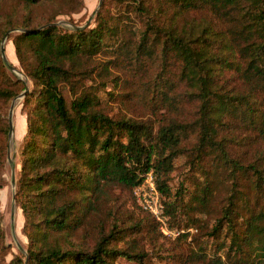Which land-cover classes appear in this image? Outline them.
<instances>
[{
    "label": "trees",
    "instance_id": "trees-1",
    "mask_svg": "<svg viewBox=\"0 0 264 264\" xmlns=\"http://www.w3.org/2000/svg\"><path fill=\"white\" fill-rule=\"evenodd\" d=\"M64 1L85 8L0 0V43L8 33L30 83L15 184L26 253L5 260L0 210V264H152L165 251L172 264H264V0H101L77 28L56 22L73 13ZM25 87L0 54V189ZM149 174L173 239L134 194Z\"/></svg>",
    "mask_w": 264,
    "mask_h": 264
},
{
    "label": "rangeland",
    "instance_id": "rangeland-1",
    "mask_svg": "<svg viewBox=\"0 0 264 264\" xmlns=\"http://www.w3.org/2000/svg\"><path fill=\"white\" fill-rule=\"evenodd\" d=\"M85 1L87 4L85 8H81V5L79 6L78 3L75 4V2H73V7H70V5L66 1H64L61 4L64 10H71L73 11V13L71 15H62V14L58 15L56 17V20H57L56 22L66 27L86 26L88 24H92L94 13L96 12V10L98 9L100 5V4L98 5L99 0H85ZM12 6L13 5L10 2L4 3L2 7V11L9 13L11 12V9L13 8ZM42 12L50 13L52 11H49L46 9H40V8L34 9V14H36L37 16H40ZM17 17H19V15H17ZM4 50H5V54H6V58L8 62L11 63L15 68L20 70L18 61L15 57L13 48L11 46V41L8 39H6L4 42ZM12 74L15 75L18 79H20L19 76H21L22 78L21 80H23L25 86H27V90H29L30 83L28 82V79L23 72L22 74H19V75H16L14 73ZM24 90L18 93V95H16L11 100L9 108H8V114H7V117H8L10 107L13 106V110L11 114V120L13 124V134L11 138L8 137V145H7V151H6V154H8V157L6 155V163H5V166L3 169V175H2L3 184L0 189V210L3 214L5 241L10 246V250L5 256L6 261H9L15 254L19 253L20 251L19 246L22 247L24 250V252L22 253H26L25 246L27 243V238L22 233L23 216H22L20 208H18L13 203L12 194H13V191L15 192L16 186L12 187L11 185L12 167H13V172L15 175V184H16L17 172L20 168V143H21L22 136L26 130L25 115L21 113V102L24 97V95L21 96V93L24 92ZM115 107L116 106H114V108ZM114 111L119 112L120 114L123 113L128 116H136V117H140V116L145 117L148 115L146 112L141 111L137 107L126 108L122 105L115 108ZM182 170L183 168L179 166L178 170L174 173L173 184L175 186H177V184L182 179V176H181ZM12 210H13V214L11 213ZM159 228L161 230L163 229L161 224ZM163 233L172 239L176 236V233L172 232L171 230H169L168 232L163 231ZM189 241L190 239L182 243V247L185 251H187L189 248L193 246V244L189 243ZM151 253L155 254L156 251H153ZM161 254L163 257L167 255V252L165 251V252H162ZM158 256H154V257L152 255L150 256V260L152 264H172V262H169L168 259L164 260L162 257L159 258ZM117 264H134V262L128 261L123 258H118Z\"/></svg>",
    "mask_w": 264,
    "mask_h": 264
},
{
    "label": "built area",
    "instance_id": "built-area-1",
    "mask_svg": "<svg viewBox=\"0 0 264 264\" xmlns=\"http://www.w3.org/2000/svg\"><path fill=\"white\" fill-rule=\"evenodd\" d=\"M134 194L142 205V207L150 211L156 220L160 222L164 232H168L169 229L166 227L165 219L162 215V206L160 204L159 194L155 189L151 174L148 175L146 180L134 190Z\"/></svg>",
    "mask_w": 264,
    "mask_h": 264
},
{
    "label": "water",
    "instance_id": "water-1",
    "mask_svg": "<svg viewBox=\"0 0 264 264\" xmlns=\"http://www.w3.org/2000/svg\"><path fill=\"white\" fill-rule=\"evenodd\" d=\"M100 1L99 0V3L98 5L100 4ZM58 23V22H57ZM72 27V26H71ZM75 28L77 27H80V26H74ZM7 36H8V33L5 34V36L2 38L1 40V45H0V54H1V57H2V60L4 61V63L6 64L7 68L14 74L16 75H19V74H22V72L20 70H18L17 68H15L11 63L8 62L7 58H6V54H5V50H4V42L5 40L7 39ZM20 79L21 76H19ZM27 91V86L25 87V90L24 92L21 93V96L25 95V92ZM12 110H13V106L10 107V110H9V115H8V124H9V131H8V137L11 138L12 134H13V124H12V120H11V114H12ZM7 157H8V154H7ZM12 164V163H11ZM11 185L12 187H15V175H14V172H13V167H12V178H11ZM12 200H13V203L15 204V192L13 191V194H12ZM13 214V210L11 212ZM19 250L21 252H24L23 248L19 246Z\"/></svg>",
    "mask_w": 264,
    "mask_h": 264
},
{
    "label": "crops",
    "instance_id": "crops-1",
    "mask_svg": "<svg viewBox=\"0 0 264 264\" xmlns=\"http://www.w3.org/2000/svg\"><path fill=\"white\" fill-rule=\"evenodd\" d=\"M84 1H85V0H84ZM85 6H87L86 1H85Z\"/></svg>",
    "mask_w": 264,
    "mask_h": 264
}]
</instances>
